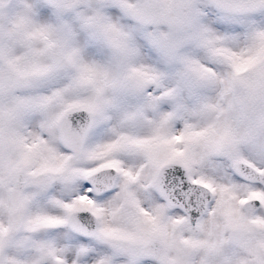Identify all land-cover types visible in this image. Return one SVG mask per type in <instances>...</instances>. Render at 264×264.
Here are the masks:
<instances>
[{
    "label": "snow or ice",
    "instance_id": "6c2138e0",
    "mask_svg": "<svg viewBox=\"0 0 264 264\" xmlns=\"http://www.w3.org/2000/svg\"><path fill=\"white\" fill-rule=\"evenodd\" d=\"M0 264H264V0H0Z\"/></svg>",
    "mask_w": 264,
    "mask_h": 264
}]
</instances>
